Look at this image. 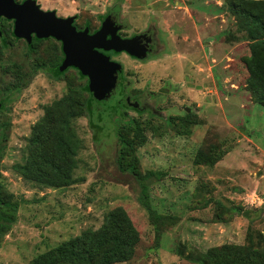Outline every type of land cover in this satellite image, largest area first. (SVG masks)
I'll return each instance as SVG.
<instances>
[{"label": "rangeland", "instance_id": "rangeland-1", "mask_svg": "<svg viewBox=\"0 0 264 264\" xmlns=\"http://www.w3.org/2000/svg\"><path fill=\"white\" fill-rule=\"evenodd\" d=\"M35 2L57 17L73 16L77 29L87 24L95 30L103 17L113 16L120 37L145 35L149 41L140 58L109 52L121 66L123 86L96 98L103 103L90 100L86 112L72 120L80 147L71 184L39 187L14 166L22 162L31 127L45 106L68 86L83 89L87 77L72 67L56 77L46 65L7 95V110L0 112L9 125L0 139V183L16 209L0 236V264H30L61 241L98 228L117 206L139 240L129 260L114 264H199L195 256L207 248L264 235V107L246 87L242 58L249 54L248 42L225 0ZM7 23L11 42L4 45L0 68L26 69L45 58L48 41L31 52ZM8 80L0 73V84ZM184 112L195 123L183 121ZM129 120L146 135L135 149L142 178L116 162L117 130ZM211 149L223 157L213 165L194 163L197 150ZM237 207L248 209L249 218L238 215ZM5 215L0 212V224Z\"/></svg>", "mask_w": 264, "mask_h": 264}, {"label": "trees", "instance_id": "trees-1", "mask_svg": "<svg viewBox=\"0 0 264 264\" xmlns=\"http://www.w3.org/2000/svg\"><path fill=\"white\" fill-rule=\"evenodd\" d=\"M225 4L234 17L239 31L245 32L249 54L243 56L248 76L246 87L257 104L264 107V0H225ZM0 26L9 34L7 23ZM75 24V23H74ZM88 27V25L86 24ZM89 29V28H88ZM93 31V30H91ZM54 38H34L27 45L28 50L36 52V44L48 41L45 58L36 59L25 70L14 64L2 69V74L10 76L4 83L9 89H19L28 74L48 65L56 77L63 75L69 68L61 69L63 59L61 43L54 44ZM51 41V42H50ZM0 44V57L4 49ZM104 52V51H103ZM105 53V52H104ZM23 70V71H22ZM83 78L84 76L80 74ZM122 81V80H121ZM123 86V81L121 82ZM84 92L88 93L85 97ZM92 100L98 103L89 91L88 80L83 89L68 86L67 91L44 108V114L32 125L24 147L23 160L14 166L16 173L25 181L39 187H61L71 184L73 168L76 165V152L80 147V139L72 127V120L83 115L87 103ZM192 113L184 112L181 118L188 124L195 123ZM132 120L121 124L117 130L118 148L116 162L122 171L142 178L138 168L135 149L146 142L144 127ZM224 154H215L197 150L194 155L195 164L213 165ZM152 172H149V175ZM143 196L146 193L143 192ZM7 213L0 224V236L14 221L15 202L7 201ZM238 215L249 218V210L234 208ZM5 212V210L3 211ZM5 214V213H4ZM139 234L126 211L117 206L107 212L102 224L96 229L87 228L80 234L61 241L55 246L36 255L30 264H114L129 260ZM199 264H264V235L260 233L256 241L249 237L246 244L223 243L207 248L195 256Z\"/></svg>", "mask_w": 264, "mask_h": 264}, {"label": "water", "instance_id": "water-1", "mask_svg": "<svg viewBox=\"0 0 264 264\" xmlns=\"http://www.w3.org/2000/svg\"><path fill=\"white\" fill-rule=\"evenodd\" d=\"M0 16L14 19V34L29 41L34 33L38 38L52 37L61 43L63 59L61 69H77L87 77L89 91L97 99H105L114 89L121 69L118 62L103 51L126 52L140 58L145 56L147 39L141 44V36L122 38L111 16L104 17L101 26L89 33L87 27L77 29L74 17H57L53 10H42L35 0L16 3L14 0H0ZM186 111L188 109L186 108Z\"/></svg>", "mask_w": 264, "mask_h": 264}, {"label": "flooded vegetation", "instance_id": "flooded-vegetation-1", "mask_svg": "<svg viewBox=\"0 0 264 264\" xmlns=\"http://www.w3.org/2000/svg\"><path fill=\"white\" fill-rule=\"evenodd\" d=\"M16 3H22L23 1H25V0H14ZM112 18L115 20V18L112 16ZM103 19H104V17L102 18V20H101V22H100V24H99V27L101 26V23H102V21H103ZM10 21L11 22V32H12V34L14 35L13 37H15V34H14V19H7V18H5V17H3V16H0V24H1V22L2 21ZM75 20V19H74ZM73 24H74V21H73ZM75 25V24H74ZM98 27V28H99ZM97 28V29H98ZM97 29H95V30H93V31H90L89 30V33H93L94 31H96ZM6 38H5V37ZM16 39H18V40H20V39H22V40H24L25 42H26V44L28 45L29 43H30V41L31 40H33L34 38H38L34 33H32L31 34V38H30V40L29 41H26V39L25 38H23V37H18V36H16L15 37ZM122 38H124V37H122ZM145 39H147L148 40V38H147V36H141L140 37V41H141V44L142 43H144V41H145ZM0 40H2V42H0V43H4V44H6V45H8L10 42H11V38H7V35H6V33H4L3 32V30H2V28H1V26H0ZM105 52V54H107L108 56H110L109 55V52H114L113 50H107V51H104ZM127 54V53H126ZM5 67H7V66H4L3 68H4V70H5ZM3 68H0V73L2 74V69ZM23 70H25L23 67H21ZM22 70V71H23ZM2 75H4V73L2 74ZM5 75H7V76H10V75H8V74H5ZM4 75V76H5ZM121 76H120V72L118 73V75H117V81H116V86L115 87H119V88H121L122 89V81H121V78H120ZM124 82V81H123ZM19 89H20V87H19ZM15 90H18V89H9L7 86H5V84H0V96L2 97V98H0V112H2V111H6L7 109H6V102L8 101V99H9V97L7 96L10 92H12V91H15ZM7 114V113H6ZM5 116V114L4 115H1L0 114V139H1V137H2V135H3V132H5V129L6 128H8V120H5L3 117ZM6 117V116H5ZM7 201H8V199L5 197V194L2 192V187H1V183H0V208H1V213H3L4 214V210H6V203H7ZM5 215V214H4ZM0 220H1V218H0ZM2 221V220H1Z\"/></svg>", "mask_w": 264, "mask_h": 264}]
</instances>
